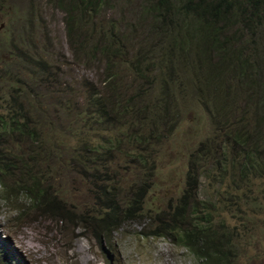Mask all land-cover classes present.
<instances>
[{
	"label": "rangeland",
	"instance_id": "1",
	"mask_svg": "<svg viewBox=\"0 0 264 264\" xmlns=\"http://www.w3.org/2000/svg\"><path fill=\"white\" fill-rule=\"evenodd\" d=\"M72 2L0 0V117L20 129L0 140L12 157L0 180V264H204L177 238L193 163L200 216L210 214L195 235L219 239L230 264H264V147L257 171L226 160L259 141L248 136L264 126L260 91L217 68L199 37L188 42L197 67L176 54L169 68L142 0H108L82 29ZM100 27L115 39L109 52ZM134 198L144 212L125 220ZM108 204L119 215L110 246L94 235ZM158 226L176 231L154 235Z\"/></svg>",
	"mask_w": 264,
	"mask_h": 264
},
{
	"label": "trees",
	"instance_id": "2",
	"mask_svg": "<svg viewBox=\"0 0 264 264\" xmlns=\"http://www.w3.org/2000/svg\"><path fill=\"white\" fill-rule=\"evenodd\" d=\"M74 1L75 4L73 2L72 4L75 5L78 11H82L84 16L81 18L73 16L72 25L75 29H82V24L87 21L88 17L96 14L108 0ZM140 9L142 10L141 15H146L145 22L148 23L149 29L151 18L156 23V26H152L151 30L155 27L154 33L157 34L158 39L162 40L160 57L168 64L169 68L172 64L171 60L175 58L176 54H184L190 62L195 61L197 67V60H200L198 46L195 55L188 49V42L192 39V36L196 39L195 41H199L198 37L203 42L211 41L212 45L209 50H214L216 56L214 58L210 56V58L211 60L220 61L218 64L216 62V67L218 68L222 64V70L224 67L232 71L229 76L238 78L241 82L249 81L251 89L260 91L258 99L263 101L264 57L262 56L261 47L264 44V0H142ZM187 21L189 24H187ZM192 24L195 25V29L191 31L190 26ZM234 26L237 30L248 29L254 38L249 42L248 39L232 38L231 32L236 31ZM220 38L222 43L215 42L219 41ZM103 39L107 40L104 45ZM97 42L98 45L102 46L103 52H109L114 48L113 42H115V39H108L103 27H100ZM183 62H185V58L179 60V63ZM217 71L218 69H211V72L215 73ZM222 74L223 72H217L215 77ZM214 79L213 77L211 82ZM211 102L219 103L214 98L211 99ZM1 117L0 140L5 139L7 134H14L16 131L20 133V129H16L17 117H12L10 123ZM262 121L261 124H264V115ZM238 127L233 130V136L234 134L238 135L236 133ZM253 127V132L252 134L249 133L248 138L250 140L251 138L257 139V141L259 140L258 143L253 141V144H250L243 140L241 142L243 151H237L236 156L231 159L226 158L231 169L238 165L242 166L241 169L247 168L249 170L252 168L255 171L260 169L259 151L256 150L264 147V144H262L264 142V126L259 128L253 125ZM1 145L3 144H0V147ZM201 153L198 152L196 157L202 158ZM11 158L9 155L3 154V150L0 151V180L6 176V172L12 163ZM224 168L226 169L227 165ZM197 179V169L193 163L188 170V181L177 205L179 219L184 220L182 222L186 227L185 232L177 237L178 242L188 247L198 258L204 261V264H230L225 253V246L219 239L209 238L207 233H204L201 238L195 235L198 230H204L205 225L210 223L209 213L203 217L200 216L201 209L198 208L196 202L198 194L195 192L199 186L196 183ZM30 199L35 200L33 197H30ZM116 205L108 204L105 206V215L98 218L99 229L98 231L94 230V235L97 238L101 239L102 236H105L104 240L109 246L111 243L107 237V232L119 220ZM137 208L138 210H136ZM143 212L144 209L140 206V201L134 198L125 208L123 219H134V216L136 219ZM175 231L176 228L158 226L153 234L170 235ZM199 240L203 241L201 246L197 245Z\"/></svg>",
	"mask_w": 264,
	"mask_h": 264
}]
</instances>
